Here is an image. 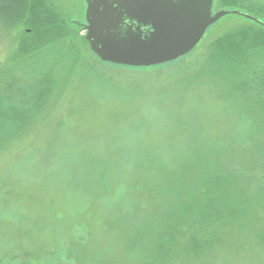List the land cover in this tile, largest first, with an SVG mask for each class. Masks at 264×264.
Wrapping results in <instances>:
<instances>
[{
	"label": "rangeland",
	"instance_id": "rangeland-1",
	"mask_svg": "<svg viewBox=\"0 0 264 264\" xmlns=\"http://www.w3.org/2000/svg\"><path fill=\"white\" fill-rule=\"evenodd\" d=\"M53 1L64 20L77 27L85 23L84 0ZM219 11L213 6V15ZM236 16L212 25L191 57L159 68L113 67L77 44L86 60L68 84L56 89L49 117L27 138L0 151V264L158 262L156 243L144 242L145 233L137 231L130 212L136 201L157 202L141 192L152 179L143 170L146 153L151 148L172 161L175 148L185 147L193 134L184 123L196 116L201 118L188 123L204 141L239 130L232 122L238 116L224 111L227 93L207 81L205 64L215 40L250 25ZM9 37L0 32V61L13 42ZM254 174L264 186L262 167ZM239 255L233 261L222 252L198 264H264V246L255 239Z\"/></svg>",
	"mask_w": 264,
	"mask_h": 264
},
{
	"label": "trees",
	"instance_id": "trees-1",
	"mask_svg": "<svg viewBox=\"0 0 264 264\" xmlns=\"http://www.w3.org/2000/svg\"><path fill=\"white\" fill-rule=\"evenodd\" d=\"M56 3L0 0V32L5 38L14 36L0 61V151L36 131L55 106L51 102L56 89L68 84L75 68L86 60L78 47L90 49L82 34L86 21L77 27L64 20ZM214 6L264 22V0H214ZM247 23L251 26L245 24L215 40L205 62L207 81L227 93L224 111L238 116L232 122L239 130L215 142L204 141L188 123L201 118L196 116L184 123L193 134L185 147L175 148L172 161L151 148L146 153L143 170L151 174V183L145 190L137 186L157 202L136 201L130 212L137 231L145 233L144 242L156 243V264L210 262L222 252L235 261L251 239L264 246V186L257 184L254 174L260 166L264 170V28ZM206 36L175 62L140 69L184 61ZM201 76L202 69L197 78ZM152 208L159 212L150 213Z\"/></svg>",
	"mask_w": 264,
	"mask_h": 264
},
{
	"label": "water",
	"instance_id": "water-1",
	"mask_svg": "<svg viewBox=\"0 0 264 264\" xmlns=\"http://www.w3.org/2000/svg\"><path fill=\"white\" fill-rule=\"evenodd\" d=\"M91 52L102 62L149 68L190 54L208 29L228 15L264 22L236 10L213 15L214 0H85Z\"/></svg>",
	"mask_w": 264,
	"mask_h": 264
}]
</instances>
